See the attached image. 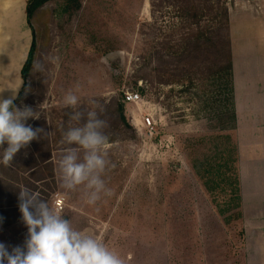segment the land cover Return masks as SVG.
I'll return each mask as SVG.
<instances>
[{"label": "rangeland", "instance_id": "obj_1", "mask_svg": "<svg viewBox=\"0 0 264 264\" xmlns=\"http://www.w3.org/2000/svg\"><path fill=\"white\" fill-rule=\"evenodd\" d=\"M226 9L227 0L47 3L36 25L35 61L44 71L32 68L17 106L39 115L25 124L44 132L11 166L0 163V204L16 202L15 188L27 187L125 264H243L242 219L228 225V214H219L229 192L209 191L193 167L219 151L230 159L235 144L230 113L208 110L217 98L214 80L225 76L218 72L225 68ZM69 90L80 97L76 109L63 104ZM128 91L141 95L138 105L123 102ZM92 110L108 122L103 131L115 165L103 176L112 195L96 205L86 204L80 189L61 188L66 149L55 148L66 146L69 127L84 123L70 114ZM149 114L154 133L141 125ZM234 211L228 213L236 218ZM27 233L19 207L0 211V243L9 252L24 248Z\"/></svg>", "mask_w": 264, "mask_h": 264}, {"label": "crops", "instance_id": "obj_2", "mask_svg": "<svg viewBox=\"0 0 264 264\" xmlns=\"http://www.w3.org/2000/svg\"><path fill=\"white\" fill-rule=\"evenodd\" d=\"M26 3L0 0L3 99L15 89L18 96L23 85L21 70L33 39ZM226 21L225 68L218 72L225 76L214 80L217 98L208 110L231 117L230 134L238 155L243 264H264V0H227Z\"/></svg>", "mask_w": 264, "mask_h": 264}, {"label": "clouds", "instance_id": "obj_3", "mask_svg": "<svg viewBox=\"0 0 264 264\" xmlns=\"http://www.w3.org/2000/svg\"><path fill=\"white\" fill-rule=\"evenodd\" d=\"M33 69L43 72L44 65L34 61ZM17 90H13L10 98H0V147L7 143L0 163L5 167L12 165L21 148L44 132L42 128L33 130L26 126L28 118L38 119L39 115L30 107L21 110L14 105ZM79 101L80 97L72 90L63 98L64 106L72 109H76ZM69 118L77 122L84 120V123L69 127L63 134L62 143L69 147L58 162L60 186L66 191L80 189L84 202L96 205L102 197L112 195L103 179L106 170L115 167L108 159L109 136L103 131L108 122L100 119L95 110L88 111L86 119L81 111L72 112ZM19 200L22 220L28 230L27 239L24 248L17 246L11 252L0 243V264H125L102 240L74 229L71 222L38 193L21 187Z\"/></svg>", "mask_w": 264, "mask_h": 264}, {"label": "trees", "instance_id": "obj_4", "mask_svg": "<svg viewBox=\"0 0 264 264\" xmlns=\"http://www.w3.org/2000/svg\"><path fill=\"white\" fill-rule=\"evenodd\" d=\"M53 0H27L26 3V15H27V22L32 30V44L30 51L28 53L27 59L23 65V68L21 70V77L23 79V85L21 90L19 91L18 96L14 100V105L17 107L19 102L24 97V92L27 88V79L29 75L31 74L33 63L35 61L36 51H37V24L41 23L42 21V13H43V7L51 2ZM225 15L227 16V9L225 10ZM226 27H227V21H226ZM227 31V30H226ZM120 112H121V118L120 121H123L125 124L126 121L123 117V107L120 105ZM88 111H84L85 113V119H86V113ZM82 126V125H81ZM48 138V134L46 135ZM227 139H229V135L227 136ZM48 141V139H47ZM54 145L57 143V141H54ZM69 145L66 144L65 147H56V150H60L62 148L67 149ZM231 152V158L228 159L227 155H225V152L219 151V153L214 157H206V163L202 166V163L194 164V169L196 173L204 180V184L208 186V190L211 192L220 191L221 193H225V190L229 192V203L226 207V209H221L220 213L221 215L228 214V218L225 217V223L231 224L232 221L240 220L242 219V211H241V193H240V180H239V173H238V167H237V161H238V155H237V146L236 143L234 144L233 150ZM50 156V153L48 154ZM207 166V168L203 169V167ZM201 172H203L201 174ZM14 191L16 197V202H13L11 204H0V211H2L4 208H13V207H19V188H15ZM2 194V192L0 193ZM233 206H231V205ZM235 205V206H234ZM237 209V211H234ZM235 212V217L233 215H229L231 212ZM229 212V213H228ZM227 216V215H226ZM233 217V219H232ZM232 219V220H231ZM5 223V222H4ZM9 224V223H5Z\"/></svg>", "mask_w": 264, "mask_h": 264}, {"label": "built area", "instance_id": "obj_5", "mask_svg": "<svg viewBox=\"0 0 264 264\" xmlns=\"http://www.w3.org/2000/svg\"><path fill=\"white\" fill-rule=\"evenodd\" d=\"M141 95L138 92H126L123 96V102L128 104H136L138 105L139 102H141ZM155 120L151 114L144 117L141 121V125L143 126V129L146 130L148 133H154L155 132ZM62 201L61 199H58L55 203L56 207H61Z\"/></svg>", "mask_w": 264, "mask_h": 264}]
</instances>
